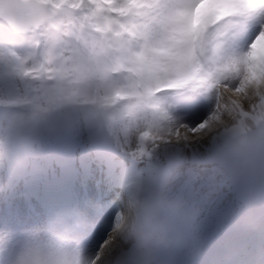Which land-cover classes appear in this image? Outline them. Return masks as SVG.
<instances>
[{
    "label": "clouds",
    "instance_id": "clouds-1",
    "mask_svg": "<svg viewBox=\"0 0 264 264\" xmlns=\"http://www.w3.org/2000/svg\"><path fill=\"white\" fill-rule=\"evenodd\" d=\"M42 8L17 75L22 107L0 120V188L53 140L148 166L165 148L264 121L212 110L188 129L168 106L184 91L247 103L264 94V26L246 50H234L264 17V0H44ZM237 76L232 91L223 82ZM111 203L108 220L73 208L17 237L0 230V264H120L124 252H146L188 212L173 182L154 172L127 173ZM105 227L104 240L86 252ZM246 264H264V254Z\"/></svg>",
    "mask_w": 264,
    "mask_h": 264
},
{
    "label": "rangeland",
    "instance_id": "rangeland-1",
    "mask_svg": "<svg viewBox=\"0 0 264 264\" xmlns=\"http://www.w3.org/2000/svg\"><path fill=\"white\" fill-rule=\"evenodd\" d=\"M250 40H251V33L249 30H247L244 33H242L239 36V38L236 40L234 44V50L236 51L246 50L247 45L250 43ZM0 79H1V75H0ZM4 90L5 89L0 85V96H3L4 94L5 95L4 100L12 102V94ZM243 104L247 106L246 99L243 100ZM168 106L172 114L176 118H178L180 124H182L185 128L192 129V128H195L197 125L203 123L208 118V116L210 115L212 111V108L214 107V100L211 97H208V100H207L205 97H202L200 95L184 91L170 98L168 100ZM260 122L261 121H257L256 124L258 125ZM241 133L243 132L234 131V134L231 137H235L237 134H241ZM231 137L229 138V140L231 139ZM229 140H227V142ZM222 147L223 146H219L218 149L215 150V152L213 151L212 157L209 158L207 156L205 157L204 161H200L203 163V165L199 167L206 168V170L209 171L210 173L216 174L217 172L212 171L211 165L216 166L218 168L220 167L217 166L216 164H211V161L214 160L216 152L220 150ZM168 154L176 159H179V156L177 155V152L175 150L170 149L168 151ZM115 155L116 154H114V156ZM75 156L78 158V152L75 154ZM116 158L118 159V161L126 165L128 168H131L132 166H136L137 168L144 167V165L133 162L127 159L126 157H122L120 155H116ZM161 160H165V155L162 154V150L160 154L156 157L155 161L159 162ZM166 160L168 162L167 158ZM176 161L174 162V164L172 162L173 168L179 167L178 169L181 170V172L186 171L185 172L186 174H187V169L192 170L194 168L193 165L192 166H187V165L179 166L178 164L180 161L178 162ZM219 170H222V169H219ZM185 173H182V174H185ZM174 178H175V175H174ZM174 178L172 176L170 180L173 182ZM173 184H174L175 189H177L178 184L176 183H173ZM85 192L86 194L84 193V195L83 194L81 195L87 199V203L89 207V214L90 215L96 214L98 210L93 207L96 204L94 195H91V193H89L88 190H86ZM3 197H4V193H0V230L6 231L11 237H17L21 235L22 233H24L25 231L44 227L43 220L37 221L34 218H31L28 216V214L25 212L26 210L23 204L15 203L16 200L14 201L9 200L8 203H5L3 201ZM90 245L87 244L85 249L89 248Z\"/></svg>",
    "mask_w": 264,
    "mask_h": 264
},
{
    "label": "bare ground",
    "instance_id": "bare-ground-1",
    "mask_svg": "<svg viewBox=\"0 0 264 264\" xmlns=\"http://www.w3.org/2000/svg\"><path fill=\"white\" fill-rule=\"evenodd\" d=\"M238 103L241 104L242 110L246 109V106L243 104V100L238 99ZM255 127H256V123L253 125H250L249 127L242 128V129L222 130L218 134L211 135L204 139L189 141L186 146H177L171 149L177 152V155L179 156V160L183 161L184 165L192 166L193 164H196L197 162L204 161L205 157L207 156L209 158L212 157L213 151L215 152V150H217L219 146L225 145L227 140H229V138L234 134V131L247 133L248 131L253 130ZM169 150L170 149L168 148L163 149L162 154L163 155L168 154ZM110 164L114 165L113 163H110ZM193 166H194L193 173L191 172L190 175L188 173L186 174L185 173L186 171L181 172V170L178 169L179 170L178 172V170H175L174 172L171 173V176H173V178L175 175L174 180L173 179L172 180H173V183L178 184L179 188L177 192L185 200L187 207H188V212L189 210H192L191 205L193 204L194 201H196L198 204V207L202 210V214H204L205 220L208 223L209 220L205 213L206 207L210 206L211 201L215 197V193L222 191V189L227 188L229 185V182L226 185L223 184V181L226 179V176L222 173L220 176V173L218 175L212 174L209 171H207L206 168L198 167L197 165H193ZM189 170L190 169H187V172ZM182 173H185V174H182ZM94 190L95 188L89 191L91 193ZM229 197L231 198V196ZM223 199L224 198L221 197L219 200H223ZM86 201L87 199L82 198V202L79 203L77 207L79 209L87 208L89 211L88 203ZM83 202L85 204L87 203L86 206L84 205ZM198 207L196 205V208ZM110 216L103 215L101 217H103L104 220H108L110 219ZM100 231L104 232V234H102ZM106 231H107V228L105 227L104 229H101L97 232L96 237L97 239L100 238L98 241H102V237L106 236ZM96 247H98V245L95 246L94 243L92 242L91 246L85 251L90 254L91 252L95 250Z\"/></svg>",
    "mask_w": 264,
    "mask_h": 264
},
{
    "label": "snow or ice",
    "instance_id": "snow-or-ice-1",
    "mask_svg": "<svg viewBox=\"0 0 264 264\" xmlns=\"http://www.w3.org/2000/svg\"><path fill=\"white\" fill-rule=\"evenodd\" d=\"M43 3L44 0H9L7 6L13 9L17 14L19 18L18 26L20 29L24 30V35H27L31 29V26L40 20L43 11ZM261 26H264V17L260 19L258 24L249 29L251 33V40L254 38ZM21 34L22 33L17 31L16 28H13L11 25H9V38L19 37ZM11 43H14V41L11 39L5 40V45ZM28 55L29 53L25 56H22L11 47L0 46V66L6 68L12 75L17 76L19 69H22L26 64ZM223 83L225 86L229 87L230 90L236 91L237 88L240 87V77L237 76L231 83H228V81H224ZM243 94H247L246 89ZM213 100L214 107L212 110L216 111L217 113L226 110L237 118L244 115L251 116L255 119H264V94L259 92L253 97L250 103H247V113L241 109V104L238 103V99H230L218 92ZM212 114L213 111H211L209 116Z\"/></svg>",
    "mask_w": 264,
    "mask_h": 264
},
{
    "label": "water",
    "instance_id": "water-1",
    "mask_svg": "<svg viewBox=\"0 0 264 264\" xmlns=\"http://www.w3.org/2000/svg\"><path fill=\"white\" fill-rule=\"evenodd\" d=\"M5 22L8 23L7 21ZM242 138H244V135L241 137H238V139L233 140L219 155V161H221L226 166V168L228 167L229 171H230V165H232V161H234V157H236V153H238V147H240V141H242ZM252 153L254 154V151H252ZM226 161H230V164L226 165ZM263 161H264V148L262 149L260 147L255 152L253 162H255L257 165H261V164L264 165ZM240 168H245L244 169L245 174L243 175L244 180L242 181L250 182V184L248 183L245 184L242 182L243 187H245L246 185H249L254 191L255 190L254 187H258L259 182H262V183L264 182V172L262 173L264 169L260 173L254 174L251 177L250 172L253 170V168L252 166H250L248 160L244 162L242 165H240ZM262 168H264V166Z\"/></svg>",
    "mask_w": 264,
    "mask_h": 264
}]
</instances>
